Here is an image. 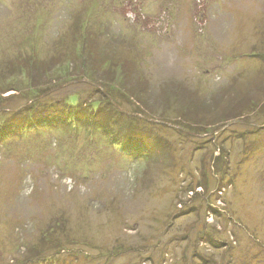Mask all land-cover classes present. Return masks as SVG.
Segmentation results:
<instances>
[{"label":"rangeland","instance_id":"1","mask_svg":"<svg viewBox=\"0 0 264 264\" xmlns=\"http://www.w3.org/2000/svg\"><path fill=\"white\" fill-rule=\"evenodd\" d=\"M36 101L115 103L136 155L11 137L0 264H264V0H0V125Z\"/></svg>","mask_w":264,"mask_h":264},{"label":"trees","instance_id":"2","mask_svg":"<svg viewBox=\"0 0 264 264\" xmlns=\"http://www.w3.org/2000/svg\"><path fill=\"white\" fill-rule=\"evenodd\" d=\"M88 39L91 40V36L89 38H84L82 41V53L90 54V58L86 59V61L88 64L91 63V72L93 71L96 74L106 73L101 70V67L104 68L103 66L98 65L100 67L96 68L97 60L94 58L97 57L99 59L100 52H98L96 46L94 47L92 45L93 41H88ZM108 62L109 60L106 59V63ZM126 67V63L122 64L118 71L126 75V69L128 68ZM106 102V105H100L95 109L90 108L89 104L82 103L81 105H75L69 102H61L62 105H60V107L50 105L47 108L39 106L41 102L36 101L20 110H13L10 113L8 127L0 125V146L5 142L7 143L13 136H20V138H22L26 137V135H28L27 133L40 135L44 131H49L51 133L68 132L69 134H73V132H79L81 128L84 127L90 132L89 139L91 138L92 142L96 139V132L101 130L110 135L108 141L118 153H125L130 156L136 155L133 151L124 148L126 145L125 142L129 145L131 138L127 139L123 136L124 133L121 134L118 132V130L121 129L120 121L123 113L120 112L115 103ZM123 129H125L126 132L128 131V133L130 131L134 135L133 138L139 139L141 142H143L145 138H151L150 136L148 137V135H144L140 127L135 124H130ZM134 146L139 147L140 145ZM142 150L145 151L146 149L142 148ZM140 155H142V153L136 158H140ZM144 156L146 157L148 154L146 153Z\"/></svg>","mask_w":264,"mask_h":264}]
</instances>
